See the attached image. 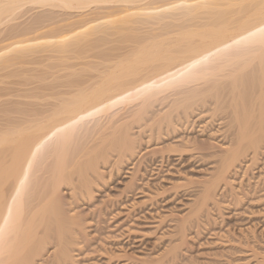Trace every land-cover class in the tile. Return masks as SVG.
I'll return each mask as SVG.
<instances>
[{
  "label": "bare ground",
  "instance_id": "obj_1",
  "mask_svg": "<svg viewBox=\"0 0 264 264\" xmlns=\"http://www.w3.org/2000/svg\"><path fill=\"white\" fill-rule=\"evenodd\" d=\"M165 1L0 0V70H7L0 77L20 70L17 62L19 65L13 64L19 69L14 65L15 70L10 68L8 72L13 60L25 64L22 61L25 51L40 43L39 29H49L42 41L58 30L73 39L81 34L86 37L97 32L109 34L110 29L115 33L128 29L131 33L125 39L120 37L121 42L117 39L122 44L118 42L114 48L109 43L112 37L108 40L107 35L104 40L113 53L96 50L103 57L99 56L98 61L97 56H92L96 65L91 57V72H78L77 77L74 74L82 69L75 70L77 66L72 65L75 67L72 70L74 55L70 59L65 54L59 59L61 56L56 54L59 56L56 59H63L65 62L60 63H66L67 67L63 69L64 65L61 68L62 64L59 67L54 62L55 73L52 71L54 74L48 76L49 70L45 69V76L58 74L59 78L60 72L61 79L54 76L53 84L46 83L48 80L51 83L52 78L40 83L46 78L39 72L36 88L28 87L33 80H25L27 89L22 85L25 82H19L24 90L18 87L17 91L27 92L30 88L28 94L21 92L19 96L38 99L30 108L21 106L24 102L20 100L4 101L1 97L9 95V86H4L10 81L0 84V264H77V256L84 257L89 252L103 253L102 256H107L104 264H113L114 257L119 255L108 248L109 237L104 235L102 224L107 220L105 216L118 214V207L125 204L128 195L144 192L137 185L133 187L143 181L138 174L143 138L160 140L152 148L148 145L150 149L145 148L149 150L144 152L150 155L154 167L178 155L182 160L207 162L212 171L200 182L197 199L175 226L170 237L176 238L158 253V258H146L144 264L173 261L186 241L188 223L198 220L208 205H218L219 190L228 189L234 202L240 199L232 189V174L241 169L253 170L264 157V31L260 30L264 28V0H176L175 3L180 1L181 6L183 3L191 9L184 8L187 16L184 21L182 10V18L173 11L177 21L181 19L180 23H173L168 18L173 24L165 19L171 16V1L166 14L160 8L166 6ZM202 7L205 11H200ZM159 11L165 14L166 24L162 19V24L152 19ZM140 14H145L146 19L151 17L149 23L155 21L156 26H161L148 23L140 33L135 26L131 29L127 23L138 22L136 16L141 17ZM173 16L176 19L174 13ZM43 20L49 25L44 26ZM62 34H58V40L65 37ZM52 45L63 52L58 42V48L55 43ZM96 45L92 46L99 49ZM7 52L15 53L9 56ZM77 53L75 59L80 63L84 51ZM52 56L55 60L54 54L49 57ZM47 63L49 67L51 64ZM58 67L70 73L66 71L69 74L65 72L64 76ZM167 137L174 140L165 144L163 140ZM124 168L130 171V177L120 193L124 194L123 201L119 198L110 204L107 201H101L99 206L94 204V193L105 186L115 171ZM126 202L131 203L130 199ZM119 223L112 226L122 230L117 237L131 233V229H125L126 224ZM256 251L247 250L249 258L254 260L253 264H264V254Z\"/></svg>",
  "mask_w": 264,
  "mask_h": 264
},
{
  "label": "rangeland",
  "instance_id": "obj_2",
  "mask_svg": "<svg viewBox=\"0 0 264 264\" xmlns=\"http://www.w3.org/2000/svg\"><path fill=\"white\" fill-rule=\"evenodd\" d=\"M170 1H171V4H173V6L171 4L167 5L168 3H170ZM170 1L169 2H167V0L165 1L166 6H168V7H166L164 5H163V7H160V8H164V10H162L164 12L165 9L169 8V6L171 5V12L169 11L171 13V16H168V14H169L168 13L167 14L168 17L165 18L168 21V23H170V24L180 23V20H181L180 18H182V17H183L182 18L183 21L186 20V17H187L185 15L186 10L184 12H183V10H184V8L185 9H187V8L191 9L190 6H187V8H186L185 7L186 4L182 3L183 6H181L180 1H177L178 3H175L176 0H173V1L170 0ZM204 1L209 2L210 0H204ZM212 1L215 2V0H212ZM175 5L177 7V10H175L176 9ZM187 5H189V4H187ZM173 7L175 9H173ZM191 7H194V6H192V4H191ZM208 7L215 8L216 6L215 5L209 6L208 5ZM208 7L206 5V8H208ZM178 8H180V9H178ZM204 8L205 7H202V9L200 11H203ZM156 9H154V11ZM181 10L183 12V15H185V17L182 16ZM206 10H208V9H206ZM162 11H159L160 12L159 15H156L152 18L153 20L156 19L155 21H157V23L155 21H152L150 23H152L155 26H156V24H159V23L160 24H162V23L166 24L167 21L163 20V18H164L163 16L166 14V12H164L165 14L163 15ZM173 11H176L178 13V17H180L179 18L180 20L177 21V14H176V12H173ZM173 13L176 15V19L173 18L174 17ZM160 14H162V16ZM140 15H142V16L141 17L136 16L140 22L139 21L133 22L132 24L127 23L131 26V29L134 28V26H135V28H138L136 30L138 33H140V31H143V29L147 25L150 24L147 20L151 19V17L146 19L147 16L145 14H140ZM201 15H203V14L201 13ZM201 15H200V17H201ZM203 16H205V14ZM168 18L173 19V21L170 20L173 23H171L168 20ZM160 20L162 21V23ZM145 22L147 24H145ZM154 22L156 24H154ZM41 23L39 24L40 26L42 24L44 26H47V24L49 25L50 22L44 21L45 24L44 23L41 24ZM106 23H108V22H106ZM103 25H105V23ZM130 26H128V27H130ZM160 26L161 25H159V26L157 25L156 27H160ZM151 27H153V26L151 25ZM45 29H46V31H45ZM47 30L49 32V29H47L46 27L43 28V30L39 29L40 32H38V34L40 33L41 37L39 35L38 38H40V39H38L37 41L40 43L37 44V42L35 41L37 45H35L33 47V50L31 48L30 51H27V50L25 51V53L23 54L24 57L22 58L23 59L22 61H25L24 62L25 64L21 63L20 61H16L17 59L15 61L14 60L12 61V64L13 63H16L17 65L20 64L19 66H21L20 67L21 71L20 70L19 71H20V73L23 72L22 75L24 74L23 75L24 78L19 73L18 70H15V69H19L18 68L19 66H17L16 64H13V66H9L8 67L9 69L8 68L7 69H8V72H10L11 70L12 71L15 70L16 72L14 71L13 73H15V75L17 73H19L18 74L19 77L17 75H16L17 77L14 75L12 77L13 78V80H12L11 75L13 73L9 76H8V74H6L5 77L3 75L0 77V84H2V85L5 84L6 82L8 83L9 81L13 83V85L10 82L8 84H5L4 87L9 86L7 89L9 95L1 97L2 99L4 98V101H6L7 99L8 100L6 102H13V100L14 101L20 100L21 102H24L23 104L25 106L23 104L21 105L23 107L30 108L31 106H34L35 105L34 103L37 102L38 99L35 100V98L31 99V97L28 98V97L19 96V95L24 94L25 91H17L18 87L20 89H22L23 87L26 88L24 84H26V81L29 82L30 80H33V81L29 82L28 87H30V86L31 87L35 86V88H36V86L38 87V84H39L38 83L39 82L38 75L41 74V72H42V75L44 73L43 77L46 78L47 75L45 76V74L48 72V70H49V72L47 73L48 76L50 74L52 75L55 73V71H54L55 67L59 66L65 62V61L62 62L63 59L61 61V60H58L56 58H58L59 56H61V57H59V59L64 58L63 56H65V54H66V56H68V54H69L70 55L69 58L71 59V56L74 55L73 56L74 59L72 57V59L74 60V64H72L73 60L71 59L72 63L70 62L71 63L70 66L71 67H72V65L77 66L76 68L73 66L75 68V70L80 68V67L83 70V71L77 70V72L75 71L76 73L74 74V76L77 77L76 76L77 74L78 75H79V73L83 74V72L85 74H87L88 72H91L90 69H92V68H90V66L93 64L91 62H94L93 65H96L97 61L95 62L96 58H93L94 56L95 57L97 56V60L100 61L99 56L103 57V55L105 53H108V54L113 53V52H111L112 49H110V47L112 48V44H113V48H114V45L116 46L117 43L119 42L120 37L125 39V37H127L126 35L130 36L129 34H131V33L127 32V31H129L128 29H127V31L123 30L125 32H123V31L116 32L118 35H116L115 30H113L114 31L113 32L111 29L110 30L107 29L108 32L111 31V32H113V34H111V32H109V34L105 33V32H104L105 34H103L101 32H99V34H97L98 33L97 32V33L93 34L92 36H87V37L85 35H82V34L79 35L78 34L80 36V39H78V41H79V43H78L77 37L79 38V36H75V39H73V37L71 38L69 35L67 37V35L62 30H60V31L58 30L59 33H58V31H56V32H53V35L51 34L52 36H50L52 39H55L56 42H55V40H52L51 38L48 40H46L47 38H45V40H43L44 41L43 42L42 39H44V37L46 36L45 34H46ZM61 32L63 33L62 35L65 34L64 35L65 37L62 36L63 39L65 38L64 41H63L62 37H61L62 40L61 39L58 40V38H60V36L58 34H61ZM81 33H83V32H81ZM96 35H97V37H96ZM107 35H110V37ZM82 36L84 39L82 38ZM93 36L96 39L99 37L98 39H100V40L102 38L101 41H103L104 39L110 40V38L112 37V42L109 41L111 46L110 45L107 46L106 43H108V42H106L105 40H104L105 43L102 42L104 44L103 46H101L102 43L98 39H97V41H95L96 39L93 38L94 41H92L91 37H93ZM113 36H115V37H113ZM55 37H57V38H55ZM66 37L70 38V40H68ZM106 37H109V38L106 39ZM122 38H121V40H122ZM71 39H73V40H71ZM117 39H119L118 42H117ZM39 40H41L42 42ZM49 40L54 41L53 43H55L57 48H58L57 42H58L59 48H60V46H61V48L63 46V48L65 49V51H64V49L62 48L64 53L61 51L62 50L61 48H60L61 49L60 51L62 53L58 52L59 49H54L55 47H51L54 45H52L53 44L52 41H50L52 43L51 44L49 42ZM113 40H114V43H113ZM121 40H120V42H121ZM71 42H73L74 44ZM76 42L78 43V45L80 43H82V44L77 46V45H75ZM120 42H119V44H122ZM61 43H62V45H60ZM98 43H99V46H98ZM49 44H51V46ZM83 44H86L88 46L83 45ZM94 44L95 45L97 44L96 45L97 47H100L104 50H102L100 48L97 49L96 47H95L96 48L95 49L93 47V46H95ZM64 45H66L67 47L66 46L64 47ZM13 46L14 45H12V47ZM38 47L41 49L43 48V49L41 50ZM68 47L70 49H71V47L72 48L75 47V48L70 50ZM77 47H79V49ZM85 47H86V49H85ZM91 47L94 48V50L91 49ZM37 48H38V50H37ZM83 48L85 50H83ZM107 48H109V49L107 50ZM49 49H51V50H49ZM31 50H32V53H31ZM39 50H41V51H39ZM82 50L84 51V53H82L81 57H83V56L84 57L81 58L82 60L79 58L80 63H81L80 64L76 60L78 53L75 55V52H83ZM96 50L97 51L99 50V52L100 51L104 52V54L99 53V52L97 53ZM2 51H4V50H2ZM7 51L9 52V49ZM46 51L49 54H47ZM68 51H69V53H68ZM71 51H72V53H70ZM8 52H7V55H9V56H10V54L14 55V53H15V52L14 53L12 52L13 53L12 54L11 52L10 53H8ZM37 52H40V53L42 52V53L40 55ZM51 52H52V54H51ZM56 52H58V53H56ZM95 53H96V55H95ZM33 54H35V55H33ZM44 54H47V55H44ZM53 54H54L55 60L52 59L53 56L49 57ZM56 54H58L59 56ZM79 55H81V54H79ZM29 56H30V58H28ZM46 56L49 57L50 59L47 58ZM91 57L94 61L91 60ZM45 58L49 59L50 61L49 60L47 61ZM65 58L67 59L68 57H65ZM56 60H58V61H56ZM75 60L77 61V63ZM90 60H91V62H90ZM51 61H52V63H51ZM33 62L35 65L32 64ZM54 62L57 63L55 67H54V65H55ZM60 62H62V63H60ZM29 63H31V64H29ZM46 63H47V65L51 64L50 65L51 67L46 66L45 65ZM75 63H76V65H75ZM67 64L69 65V62ZM14 65L17 66V68L14 69V67H15ZM28 65H30V66H28ZM63 65H64L63 69L65 67H67V65L65 63V64L61 65V68ZM79 65H81V66H79ZM83 65H86L87 67L86 66L83 67ZM70 66H68V67H70ZM73 67H72V70L74 69ZM10 68H11V70H10ZM21 68L23 70L24 69L29 70L31 68V70L29 71L31 73V75L26 70H25L26 72L22 71ZM33 68H34V70H33ZM51 68H53V69H51ZM58 68H56V72L58 70L59 71L61 70V72H62V74H64V76L67 75V74H65L66 71L69 72V70L65 69L66 71H64L63 69H60V68L58 69ZM45 69L47 70L46 73H45V71H46ZM4 71L0 70V74L6 73L7 70L5 69ZM52 71L54 73H52ZM70 71H71V68H70ZM85 71H87V73ZM68 72H66V73H68ZM60 75H61L60 72H59V78L57 77L58 74H57V76L54 75L55 76L54 79H57V78H58V80L61 79L62 77L60 78ZM26 76H27L28 80L25 79ZM61 76H63V75H61ZM2 77L6 78V79H4ZM28 77H30V78H28ZM53 77H49V78L47 77L46 80H44L41 76L40 78H42V80L40 81V83L42 81L46 82L47 79L52 78V80L50 79L51 83L48 82L49 80L46 83L47 84H53L52 82L55 81L53 79ZM16 78H18L20 80H18ZM36 78H37V80H36ZM7 79H8V81H7ZM63 80H66V77ZM14 81H16V82L14 83ZM19 82H21V83L25 82V83H22L23 87L21 84H19ZM30 84H33V85H30ZM11 86H12V89H11ZM15 88H17L16 92L14 91ZM24 88L22 90H24ZM30 88H28L27 92H25V93L28 94ZM32 88H34V87H32ZM21 92H22V94H21ZM7 96H9V97H7ZM5 98H6V100H5ZM2 99H1V101H2ZM29 100H31V101H29ZM25 103H27L29 105V107ZM36 106H38V105H36ZM177 134H181V133H177ZM202 138H204V137H202ZM164 140H163V143L169 144V141H173L174 139L171 140V139H168V137H167V139L165 138ZM150 141L147 138L141 139L140 150H141L142 154H139L140 157L138 156L139 158H141V164H140L141 168H140V171L138 172V174L141 175L140 177L142 178L143 181L139 180L140 182L138 181V182H136L135 185H133L134 188L137 185V187H140L141 191L144 190L143 193L128 195L125 198L126 200L124 198H122V196H124V194H120V193L124 189L123 185H125V183L129 181V177H130L129 176L130 174L128 173L130 171L128 169H127L128 171H126V169L124 168V169L115 171V173L112 174L113 176L111 175L110 179L108 181L106 180L105 186L102 189H100L99 191H96L94 193V197L92 198V200H94L93 203L98 204L97 206L101 205V203H102L101 201H107V203L110 204L111 200L113 201V200H120L121 199V201H123V199H124L123 202H125L124 205H122L121 207L120 206L118 207V209H117L118 214L117 215L115 214L113 217H110V218L105 216L104 219L105 220L107 219L106 220L107 224H106V222H104L105 224L104 223L102 224V226L104 225L103 231L105 230L104 235L106 234V236L109 237L108 238V245H107L108 248H111V249L113 248V250L116 251L115 254H118L119 256L122 255L120 257L119 256L114 257L115 260H116V258L118 260L115 261L113 259L115 261V262L113 261V264H144V262H143L144 259L145 260H147V259L152 260L156 257L158 258V253L159 254L161 253L163 248H165L169 244L170 240H174L176 238V237L174 238L173 236L172 237H170V236L175 231V229H176L175 226L177 225L180 218L183 215H185L187 213V211H189V209H191V207L193 206L192 204L194 203L193 201L195 200V198L197 199V194H198L197 191L199 190L200 182L202 180H204L205 178H207L209 176V174L212 172L210 165H208L207 162H200V161L195 162V160L193 162L192 160H189V159H188L189 161L186 159L182 160L181 158H178V155H172V156H170L169 160H167L163 164H160V167H158L159 165H156V164L154 167V164L153 163L151 164L152 160H150L151 159L150 155L145 154V153H147V151L150 149V147L152 148L154 146L155 142H157V141L160 142V140H156V141L152 140L151 142ZM148 145L150 147H147ZM160 145H162V144H160ZM145 148H149V149L145 150ZM256 165L258 167L254 166L253 170H249L248 172H244L241 169L242 171L238 170L237 171L238 173L236 172L235 174H232L231 185H232V189L236 192V194H238V195H236L238 197V199L240 197V199L238 201H236L238 203L233 201V198H234L233 195L228 196L229 195L228 189L219 190L217 195H216V200L218 202V205L217 206H214L213 204L208 205L209 207H207V210L201 214L202 217L200 215L198 220H192V221H190V224L188 223L187 227L188 226L189 227L186 229L187 238H186V241L182 245H180V249H179L180 252L178 251L179 255L177 254V257H175L173 259V261L172 260H169V261L164 260V261H166L165 263H163L164 261L163 262H161V261L157 262L156 261V263L153 262V264H167V263L168 264H226V263H228V264H253L254 260L249 258L250 255L248 254L247 250H249L250 252H251V249L254 251L257 250L256 252H258L259 255H263L264 254V252H263L264 251V190H263L264 189V186H263V183H264V157H263V155L261 156V159H259V161L257 162ZM112 171H114V170H112ZM259 186H261V187H259ZM252 187L253 188L255 187V188L253 189ZM260 188H262L261 190H263V191H260ZM148 190L150 192H152V194H150V192ZM242 191L247 192L248 194L243 193ZM148 194H149V196H151V198H153L152 200L150 199V201L147 199L149 197ZM242 194H244V195H242ZM152 195H154V197H152ZM231 197H232V199H231ZM108 199H110V200L108 201ZM128 199H130L132 204L134 203L133 204L134 206L131 203L126 202ZM207 211H208V213H207ZM116 222H120L119 224H126L125 229H127V230L131 229L130 230L131 233H126V234H124L125 236L123 235V236L117 237V235H119L122 230L118 231L117 226L112 227L113 224H115ZM193 222H194V224H193ZM190 225H191V227H190ZM90 229H88V230L91 231ZM127 234H129V235H127ZM90 236H92V235H90ZM247 243H248V245H247ZM117 250H119V252H117ZM102 254L103 253L96 254L94 252H93V254L92 253L90 254V252H89V255L87 253L88 256L85 255L84 257H80V255H79V257L77 256V258H76L77 261L79 262V263L77 262V264H80L81 260L82 259L86 260V258L87 259L92 258V259H90L88 261L83 260L81 264H104L107 256L105 254H104L105 256L104 255L102 256ZM90 255L93 256L94 258L91 257ZM78 259L79 260L81 259V260L79 261Z\"/></svg>",
  "mask_w": 264,
  "mask_h": 264
},
{
  "label": "snow or ice",
  "instance_id": "obj_3",
  "mask_svg": "<svg viewBox=\"0 0 264 264\" xmlns=\"http://www.w3.org/2000/svg\"><path fill=\"white\" fill-rule=\"evenodd\" d=\"M261 31H264V28L260 29Z\"/></svg>",
  "mask_w": 264,
  "mask_h": 264
}]
</instances>
